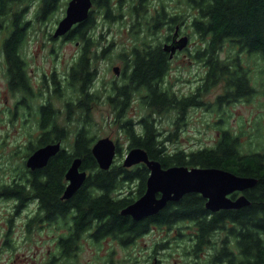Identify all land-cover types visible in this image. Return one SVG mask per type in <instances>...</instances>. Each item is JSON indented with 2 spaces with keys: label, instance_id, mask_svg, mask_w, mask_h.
<instances>
[{
  "label": "trees",
  "instance_id": "16d2710c",
  "mask_svg": "<svg viewBox=\"0 0 264 264\" xmlns=\"http://www.w3.org/2000/svg\"><path fill=\"white\" fill-rule=\"evenodd\" d=\"M34 1L0 0V32L8 31L0 44V55L8 88L24 94L18 103L33 113L35 126L59 130L64 126L58 121L59 109L50 98L42 101L39 94L36 106L28 103L37 95L23 53L28 22L21 21V12L27 3ZM60 1L39 0L34 18L45 20ZM168 1L173 4L169 6L167 0H92L93 9L88 17L64 35L79 44L76 57L62 77L51 73L42 80L41 84L53 85L52 94L58 98L62 95L58 93L61 84L62 91H67L63 98L66 117L77 124L72 133L67 129L70 137L65 136V141L71 140V148L68 153L61 150L42 168L31 171L25 166L21 177L1 182L0 199L15 200L17 215L27 201H38L36 213L26 222L28 235L40 221L62 228L56 229V246L47 264L56 260L58 264H77L76 255L86 237L93 243L110 237L126 246L151 225H165L167 231H173L174 236L170 235L173 237L168 241L171 246L180 242L183 264L264 263L263 138L257 137V148H240L241 133L223 125L227 121L222 116L213 123L218 133L215 144L190 151L179 146L171 150L167 143L172 141V135L160 132L157 127V118L164 114L171 117L172 125L178 129L192 108H214L221 112L223 104L248 102L256 94L264 99V0ZM22 7L23 10L17 11ZM96 10L110 23L124 20L125 24L129 17L132 44L129 49L119 51L123 71L117 80L107 83L112 84L108 91L104 85L96 87L97 61L107 57L113 46L105 47L95 37ZM176 28L189 40L192 38L194 47L188 51L189 58L202 68L196 87L186 94L173 90L168 82L170 58L162 49ZM100 84H105L104 80ZM217 84L222 85L221 94L212 101H203L202 97ZM96 102H105L114 111V122L117 121L119 131L128 141V149L141 147L164 168L215 167L255 178L256 184L243 191L249 205L210 212L205 208V199L191 192L139 220L121 215L124 207L144 193L149 171L144 164L129 168L115 164V158L109 169H99L91 153L93 138L89 136L91 105ZM134 103L141 111L136 121L127 117ZM50 134L44 133L39 142L52 139L54 135ZM32 144L26 147V156L34 149ZM118 150L117 146V153ZM75 157L81 158L80 169L88 175L81 187L64 201L60 199L63 173ZM126 188L128 192L124 194Z\"/></svg>",
  "mask_w": 264,
  "mask_h": 264
},
{
  "label": "rangeland",
  "instance_id": "374dc122",
  "mask_svg": "<svg viewBox=\"0 0 264 264\" xmlns=\"http://www.w3.org/2000/svg\"><path fill=\"white\" fill-rule=\"evenodd\" d=\"M67 2L68 0H61L56 10L42 21H37L34 18V14L39 7V0L27 3L26 7H24V4L25 9L22 7L17 11L24 9L23 13L21 12V21L28 22L25 26L27 40L23 53L27 61L31 86L33 92L37 95L30 99L28 103L36 106L39 102V94H42V101L47 97L50 98L53 106L59 109L58 121L72 133L77 124L72 123L71 119L66 117L63 98L66 96L67 91H62L63 85L61 84L58 93L62 95L58 98L52 94V84H41L44 77L49 78L51 73H55L58 78L62 77L66 72V67L79 51L78 43L67 40L64 36L53 37L52 35L58 21L65 14ZM167 3L171 6L173 1L169 2L167 0ZM94 14L97 18L95 37L98 38L101 45L106 47L112 44L113 46L107 57L97 61L99 76L96 87L104 85L108 91L112 84L107 83L117 80L123 71V62L118 56L119 51L122 48L129 49L132 44L128 32L129 17L125 19V24L124 20L122 23H110L104 20L100 10H96ZM7 33L6 30L0 32V44ZM192 42L193 40L190 38L187 48L179 51L170 59L167 80L171 83L172 89L178 93L186 94L193 90L197 85L199 76L202 74L201 66L192 61L188 55V51L194 47ZM113 66H119L120 74L118 76L113 73ZM101 80H104L105 84H100ZM221 92L222 85L217 84L202 97V100L205 102L212 101ZM23 95L21 91L12 92L8 88L5 65L0 55V183L21 177L20 174L25 168L26 146L28 145L25 141L24 131H31L36 128L35 125H31V120L34 122V118L28 116V114L33 113H29L27 106L19 104ZM220 110L221 112H217L214 108H192L189 110L185 121L180 122L178 129L172 125L171 117L164 114L157 118V127L160 132L168 131L172 135V141L167 143L168 148L172 150L179 146L190 151L215 144L218 133L216 125L213 123L223 116L224 120L227 121L223 125L229 127V130L233 132L241 133L240 148L251 150L259 147L255 142L257 137L264 140V99L260 94H256L248 102L234 101L223 104ZM140 113V109L134 103L128 110L127 117L136 121ZM22 114L27 115L25 117L29 119H25L29 120L28 123L22 121L24 119ZM114 115V111L107 103H93L90 111L92 125L89 126V136L93 138L92 144L101 137L112 139L119 147L118 153L116 152L115 155L117 160L115 164H122L124 156L129 150L128 141L119 131L117 121L114 122ZM70 143L71 140L66 141L65 145L70 147ZM127 192L128 188L124 189V194ZM14 205L15 203L12 200L0 199V264H47L48 257L52 255L55 248L54 241H56L58 233L56 229L60 231L62 228L40 221L37 223L38 225L33 226V230L28 235L22 226L24 223L23 217L28 210L35 209L36 205L33 202L29 205L31 207H28L21 215L12 218ZM176 227L180 229L183 226ZM182 230L185 229L182 228ZM172 232L167 231L166 238H162V231H148L126 246L117 244L110 237L103 239L102 243H92L86 237L82 240L75 261L77 264H147L146 256L151 250V243L168 240L170 235H173ZM183 263L180 242L178 248L174 247L167 250L166 257L161 261V264ZM54 264H58L57 260Z\"/></svg>",
  "mask_w": 264,
  "mask_h": 264
},
{
  "label": "water",
  "instance_id": "95a60500",
  "mask_svg": "<svg viewBox=\"0 0 264 264\" xmlns=\"http://www.w3.org/2000/svg\"><path fill=\"white\" fill-rule=\"evenodd\" d=\"M91 6L92 0H69L65 15L58 21L53 37L65 35L75 24L85 20ZM187 43L188 37L186 35L178 37L176 28L170 43H164L162 49L169 53L171 59L176 51L182 50ZM112 70L118 75V66H113ZM59 148L60 143L39 147L26 159V167L31 170L43 167ZM91 153L99 169L107 170L116 155V145L109 137H101L91 146ZM140 163L149 171L144 193L120 211L121 215H129L134 220L154 215L169 201H178L183 195L191 192L199 193L205 199V208L211 212L238 209L249 205L250 202L243 191L256 184L253 177L238 176L221 168L184 165L164 168L158 160L150 159L141 147L129 149L122 165L129 168ZM80 165L79 157L71 161L65 173L67 184L63 191V199L70 198L84 183L88 174L80 169ZM234 192L241 194L233 198L231 195Z\"/></svg>",
  "mask_w": 264,
  "mask_h": 264
},
{
  "label": "flooded vegetation",
  "instance_id": "af4514ba",
  "mask_svg": "<svg viewBox=\"0 0 264 264\" xmlns=\"http://www.w3.org/2000/svg\"><path fill=\"white\" fill-rule=\"evenodd\" d=\"M92 6H93V2H92ZM93 9V8H92ZM92 10L90 9V11H89V14H90V12H91ZM174 33V32H173ZM181 35H186V34H184L183 33V31L182 30H180V31H178V37H180ZM172 36H173V34L171 35V37H170V39L168 40V41H166V42H164V43H170V41H171V39H172ZM188 42H189V39H188ZM163 43V44H164ZM163 46V45H162ZM119 67V66H118ZM118 74H120V70H118ZM118 76V75H117ZM22 116L24 117V119L22 120V121H24V123H28L29 122V120H26V119H29L28 117H25V116H27L26 114H22ZM28 116H31L30 114H28ZM26 118V119H25ZM31 125H35L34 124V122H33V120H31ZM32 126V127H33ZM59 130H62V133L59 131ZM59 130H53V129H47V130H42L41 128H33V130H31V131H24V134H25V138L27 139H25V141L28 143V145L31 143V142H33V146H34V149L31 151V153L29 154V155H31L36 149H38L39 147H42V146H45V145H47V144H55V143H60V148H59V150L53 155V156H51V157H54L57 153H59L61 150H63V151H66L67 153L69 152V149H70V147L69 146H67V145H65L66 144V141H65V136L67 135L68 137H70V134H69V132L67 131V128L65 127V125H64V128L63 129H59ZM46 134V133H51L50 135H54V136H52V139H50V140H46V141H42L41 140V142H39V140H40V137H42L43 136V134ZM67 133V134H66ZM55 134H57V135H55ZM59 135V136H58ZM35 142V143H34ZM27 145V146H28ZM26 146V147H27ZM117 146V145H116ZM28 155V156H29ZM28 156L26 157V159L28 158ZM50 157V158H51ZM49 158V159H50ZM48 159V160H49ZM25 163H26V160H25ZM25 166H26V164H25ZM45 166V165H44ZM43 166V167H44ZM70 166V165H69ZM69 166L66 168V170L64 171V173H63V182H64V188H65V186H66V184H67V180H66V178H65V173H66V171H67V169L69 168ZM28 168V167H27ZM40 168H42V167H40ZM29 169V168H28ZM35 169H38V168H35ZM35 169H29V170H31V171H33V170H35ZM12 180H15L14 178L12 179ZM64 188H63V191H64ZM62 195H63V192L61 193V195H60V199L61 200H64V201H66V200H68V199H63L62 198ZM239 194H236L235 196H234V198L236 197V196H238ZM12 201H14V203H15V205H16V201L15 200H12ZM35 203V205H36V207H35V209H30V210H28L27 212H26V214L24 215V217H23V220H24V223H23V228H24V231H25V233H27V227H26V222L28 221V219L29 218H31L32 216H33V214L34 213H36V211H37V203H38V201L36 200V199H34V200H29V201H27V203H26V205H25V207L19 212V214L17 215V213H16V210H15V205H14V208H13V215L11 216L12 218H13V216H19V215H21L25 210H27L28 209V207H31V206H29L30 204H32V203ZM204 203H205V201H204ZM211 212V211H210ZM11 218V219H12ZM10 221V220H9ZM9 224L10 225H12L10 222H9ZM41 226V225H40ZM10 230V229H9ZM33 229H31V231H32ZM153 230H159V231H162V234H161V237L162 238H166V235H167V228H166V226L164 225V226H155V225H151V226H149L148 227V229H147V231H146V233L148 232V231H153ZM177 230V229H176ZM175 230V231H176ZM55 242V246H56V241H54ZM117 242V241H116ZM93 243V242H92ZM99 243H102V241L101 242H99ZM117 244H119V245H121V246H125V244H122L121 242H117ZM131 244V243H130ZM178 244L176 243L175 244V246L174 247H176V248H178ZM174 247H171V241H168V240H160L159 242H156V241H154L153 243H151V246H150V248H151V250H149V252H148V254H147V256H146V259H147V264H161V261H162V259H164L165 257H166V255H167V250H171V249H173Z\"/></svg>",
  "mask_w": 264,
  "mask_h": 264
}]
</instances>
